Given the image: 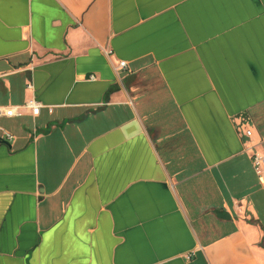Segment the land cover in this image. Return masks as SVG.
Masks as SVG:
<instances>
[{
	"label": "crops",
	"instance_id": "obj_1",
	"mask_svg": "<svg viewBox=\"0 0 264 264\" xmlns=\"http://www.w3.org/2000/svg\"><path fill=\"white\" fill-rule=\"evenodd\" d=\"M32 98L0 264H264V0H0V106Z\"/></svg>",
	"mask_w": 264,
	"mask_h": 264
},
{
	"label": "built area",
	"instance_id": "obj_2",
	"mask_svg": "<svg viewBox=\"0 0 264 264\" xmlns=\"http://www.w3.org/2000/svg\"><path fill=\"white\" fill-rule=\"evenodd\" d=\"M111 53V52H108ZM127 66V62L125 60H122L119 62V67L125 68ZM44 108V105L41 104L39 101H37L35 98L29 99L23 104L20 105H2L0 106V117H19L23 116L25 113H31L34 116H38L41 114L42 110ZM48 111L53 112V107L48 106ZM2 129V128H1ZM250 131L248 130L246 132L247 135H250ZM6 135L8 139H12L13 136L6 132ZM263 164V158H261L259 155H254V167L258 174L262 173L261 166Z\"/></svg>",
	"mask_w": 264,
	"mask_h": 264
},
{
	"label": "water",
	"instance_id": "obj_3",
	"mask_svg": "<svg viewBox=\"0 0 264 264\" xmlns=\"http://www.w3.org/2000/svg\"><path fill=\"white\" fill-rule=\"evenodd\" d=\"M0 141H1V142H4V143H6V144H10V142H9L8 140L3 139V138H0Z\"/></svg>",
	"mask_w": 264,
	"mask_h": 264
}]
</instances>
